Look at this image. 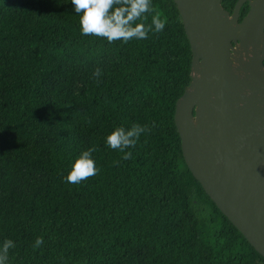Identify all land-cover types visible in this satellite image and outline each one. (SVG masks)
Wrapping results in <instances>:
<instances>
[{
	"label": "trees",
	"instance_id": "trees-1",
	"mask_svg": "<svg viewBox=\"0 0 264 264\" xmlns=\"http://www.w3.org/2000/svg\"><path fill=\"white\" fill-rule=\"evenodd\" d=\"M237 1L222 5L233 13ZM153 4L167 18L163 32L109 44L80 35L70 0H0V241L16 244L9 264H264L186 163L175 111L192 81V47L176 2ZM249 10L247 1L240 21ZM153 122L129 160L104 146L116 125ZM91 146L98 173L66 183ZM37 236L44 242L33 249Z\"/></svg>",
	"mask_w": 264,
	"mask_h": 264
},
{
	"label": "water",
	"instance_id": "water-1",
	"mask_svg": "<svg viewBox=\"0 0 264 264\" xmlns=\"http://www.w3.org/2000/svg\"><path fill=\"white\" fill-rule=\"evenodd\" d=\"M174 1L193 53L175 111L186 163L264 256V0L233 13L222 0Z\"/></svg>",
	"mask_w": 264,
	"mask_h": 264
},
{
	"label": "clouds",
	"instance_id": "clouds-1",
	"mask_svg": "<svg viewBox=\"0 0 264 264\" xmlns=\"http://www.w3.org/2000/svg\"><path fill=\"white\" fill-rule=\"evenodd\" d=\"M72 12L79 17V33L82 37H101L109 44L114 41L128 43L149 38V33H161L168 23L167 18L155 10L153 0H70ZM150 17V22L144 21ZM101 70L97 68L93 76L99 78ZM99 82V79H97ZM155 127L148 124L133 123L125 128L116 125L103 140L104 146L119 152L121 160L132 158L134 148L141 135ZM126 149H128L126 151ZM95 146L81 150L72 161L69 171L62 179L68 184H80L90 176H95L99 168L93 156ZM43 238H35L33 249L43 244ZM16 247L8 237L0 241V264H9V250Z\"/></svg>",
	"mask_w": 264,
	"mask_h": 264
},
{
	"label": "rangeland",
	"instance_id": "rangeland-1",
	"mask_svg": "<svg viewBox=\"0 0 264 264\" xmlns=\"http://www.w3.org/2000/svg\"><path fill=\"white\" fill-rule=\"evenodd\" d=\"M82 85H83V82L78 83V84L76 85V87H75V91L78 92V91L82 88Z\"/></svg>",
	"mask_w": 264,
	"mask_h": 264
}]
</instances>
